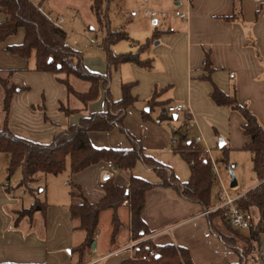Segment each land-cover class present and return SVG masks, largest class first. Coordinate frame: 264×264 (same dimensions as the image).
I'll use <instances>...</instances> for the list:
<instances>
[{"label": "crops", "instance_id": "0c3cea01", "mask_svg": "<svg viewBox=\"0 0 264 264\" xmlns=\"http://www.w3.org/2000/svg\"><path fill=\"white\" fill-rule=\"evenodd\" d=\"M45 1L40 0L37 4V0H31L50 21L60 26L59 22L64 17L59 14L54 22L52 11L42 8ZM70 1L78 8L83 5L85 9L82 8H87L93 15L91 0ZM123 7L125 9L120 14V20L131 10H137L139 17H149L148 25L144 24L140 28L143 37H137L139 40L158 33L141 53L142 59H151L149 68L123 63L113 68L111 73L110 91L114 100L121 97L122 83L134 82L131 94L135 102L127 108L123 124L141 143L144 152L169 166L180 181H185L190 175V168L173 151L176 145L170 143L169 124L176 127L178 141L181 136L187 139L201 138L199 143L208 150V155L212 149H221L218 138L229 148L228 156L233 150H242L249 141L241 126L242 116L227 106L215 104L210 93L216 86L226 94L235 95L264 127V0H123ZM176 11L187 13V18L176 15ZM75 13L79 27L84 29L89 26L90 20L85 19L87 15L84 12L81 14L80 8L75 9ZM5 17L0 11V22ZM23 36L24 30L19 28L15 35L0 42V69L14 70L12 82L28 87L17 91L10 103L8 126L14 134L45 143L82 116L106 111L102 89L97 99L84 108L76 96L69 94L65 86L57 82L54 73L32 72L34 62L31 67L29 61L4 50L5 46L20 44ZM100 50L101 45L94 50L91 45L85 49L83 62L87 70L105 72V55ZM134 50V47L131 49L126 46L113 48L114 53ZM206 53L211 63L209 72L204 67ZM88 87L89 84L83 91L74 89L85 92ZM154 90L160 92L156 98L159 104L150 109L148 100ZM70 95L78 100L73 107L69 106ZM60 102L77 111L66 115L59 110ZM178 103L186 104L189 112L166 110L168 105ZM42 104L45 115L38 107ZM1 110L3 122L2 107ZM162 112L166 115H161ZM89 138L95 147H130L127 136L117 128L107 132H91ZM131 175L150 182L159 181L156 173L139 161L129 172L119 169L113 172L108 162L99 161L69 174V180L79 187L81 195L77 189L73 191V188H67V182L64 181L59 189H48L47 186L41 198L37 195L44 191L39 183L40 177L32 186L38 188L35 196L46 202L45 212L37 211L31 219L24 217L18 223H14V211L27 207L16 208L18 195L10 190L9 185L0 184V264H89L94 260V264H121L123 259L132 257L135 249L133 243L137 240L131 236L127 202L117 209L116 230L110 209L99 214L93 244L82 254L74 248L84 241L86 234L79 228V220L71 218L69 212L70 205L81 203L83 198L88 202L100 200L104 195L100 183L104 179L111 178L115 184L126 185ZM258 184L259 181L251 188ZM22 189L30 196L29 207L34 196ZM219 192L212 198L213 205L218 203ZM208 212L199 204L184 199L172 188L155 186L145 192L140 217L149 233L139 239L148 237L157 245L175 244L184 247L194 264L238 263L246 250V244L236 238L239 253L227 246L219 233L231 235L230 231L221 218L209 219ZM102 217L108 220L102 222ZM248 219L254 223L258 221L257 207L249 208ZM210 221L216 232L211 230ZM92 246L96 251L92 250ZM260 254L264 256V234L260 237ZM261 258L252 259L253 264H264ZM244 262L248 264V255Z\"/></svg>", "mask_w": 264, "mask_h": 264}, {"label": "trees", "instance_id": "16d2710c", "mask_svg": "<svg viewBox=\"0 0 264 264\" xmlns=\"http://www.w3.org/2000/svg\"><path fill=\"white\" fill-rule=\"evenodd\" d=\"M107 1L91 0L90 5L99 31L103 32L101 48L105 54L106 70L103 73H98L87 70L82 53L67 44L66 32L50 21L31 0H0V11L6 15L5 19L0 22V42L15 35L19 28L24 30L23 41L20 44L5 46L6 52L18 55L25 61L33 55L34 71L54 73L57 82L64 85L69 94L76 96L84 108L89 102L97 99L101 89L104 91L107 105L106 111L89 113L82 116L77 122L67 125L53 135L49 142L41 143L20 137L9 128L8 114L13 95L17 91L28 89V87H21L12 82L14 70L0 69L4 113L0 127V153L7 152L9 154L6 169L7 179L17 168L20 169L21 179L18 186L23 187L34 196V201L29 207L14 211V223H18L24 217L31 219L37 211L45 212L46 202L40 201L35 196L38 188L33 187L32 184L47 174L57 175L67 168L70 173H77L99 161L110 162L116 169L129 172L139 161L146 168L153 170L159 178L158 182H150L131 175L129 183L126 185L115 184L111 178H106L100 183L104 193L100 200L88 202L83 198L81 203L71 204L70 216L79 220V228L83 229L86 234L84 241L74 248L81 254L93 242L98 217L102 211L106 209L112 211V223L116 230L118 226L117 209L123 201L129 205L130 232L133 240H138L148 234L149 230L141 220L140 214L144 204L145 192L155 186L176 190L184 199L199 204L204 211H209L216 205L212 204L211 194L215 175L210 160L200 156L205 151L201 144L196 143L194 139L181 136L177 145L174 146V153L178 154L190 168L188 179L180 181L169 166L145 153L141 143L125 129L123 120L126 110L135 102V97L131 94L134 82L122 83L121 97L114 100L110 91L112 70L123 63H134L142 68H149L151 59H142L141 53L147 49L158 33L155 32L142 43L130 39L124 25L117 28L110 26V22L104 13V4ZM124 39L129 40L135 50L114 53L112 46ZM210 65L209 55L206 53L204 67L208 72L211 70ZM70 76L88 82L87 91H76L70 82ZM206 77L208 78V75ZM159 94L160 92L153 91L148 100L150 109L159 104L156 101ZM210 97L215 104L227 106L242 116L243 132L249 137V141L243 145V150L249 152L252 171L261 180L258 185L250 188L236 199L237 207L247 219L251 206L257 207L259 211L257 222L254 223L248 219L247 233H242L231 226L226 221L222 210L217 209L208 212L209 219L221 217L223 224L230 231L231 235L219 233L227 246L239 253L236 238L246 243L247 249L241 254L240 261L233 263L245 264L244 260L247 255H251L256 249L260 252V237L264 234V181H262L264 179V127L258 122L247 105L241 104L235 95L226 94L218 87L213 86ZM38 107L45 115L44 106L39 105ZM33 108L37 107L33 106ZM59 110L66 115L77 111L66 107L62 102L59 103ZM161 115L166 114L162 112ZM113 128H117L127 136L130 142L129 148L116 149L92 145L89 138L91 132H107ZM221 150L223 155L221 161L227 165L229 148L223 145ZM69 184L80 192L77 185L71 182ZM71 194L74 195L73 192ZM210 227L213 232H216L211 221ZM134 248V255L123 259L121 264H194L189 251L175 244L157 245L147 239L134 245ZM150 249L154 250L155 255L149 260L141 259V256L147 254ZM259 256L262 257L264 263L263 254L259 253Z\"/></svg>", "mask_w": 264, "mask_h": 264}, {"label": "rangeland", "instance_id": "374dc122", "mask_svg": "<svg viewBox=\"0 0 264 264\" xmlns=\"http://www.w3.org/2000/svg\"><path fill=\"white\" fill-rule=\"evenodd\" d=\"M37 0V3L38 4ZM57 1V0H46L43 3V10L50 9L52 11L51 17L53 18V21L56 22L55 17L59 14L62 15L63 20L60 23L61 28L66 32V42L67 44L76 49L77 51L81 52L82 55L90 45L94 49H97L102 42V33L99 31V28L96 24V20L88 11V9L81 5L79 6L81 14L83 12L85 13L86 20H90L89 26H85L84 29L79 27V21L75 18V9H78V6L73 5L71 1ZM108 3L104 4V13L106 14L107 19L110 22V25L112 27H118L124 25V29L127 32L130 39L134 40L135 42H144L146 38H142L143 40H139L137 37H143V34H141V26L143 27L144 24L148 25L149 17H139V12L137 10H131L127 12V15L122 17V20H120L121 12L124 11L125 7H123V0H108ZM84 7V9L82 8ZM146 9H144V12ZM74 16L72 17V15ZM145 16V15H144ZM75 18V19H74ZM93 28V29H91ZM136 33V34H135ZM120 46H126L133 49V47L130 46V42L127 39L121 40L114 44L113 48L118 49ZM112 48V51H113ZM101 51V50H100ZM103 51V50H102ZM101 51V52H102ZM115 52V51H114ZM119 53V52H116ZM104 54V51H103ZM105 55V54H104ZM29 61V65L33 67L34 62V56L32 55ZM32 72H34V69L31 68ZM70 82L77 90H85L86 86L88 85V82L79 80L76 77L70 76ZM70 102L69 106L73 107V105L77 104L78 100L70 95ZM65 103V102H64ZM66 104V103H65ZM43 105V104H42ZM2 90L0 86V126L2 125ZM4 116V113H3ZM219 142V141H218ZM200 144V143H199ZM203 146V145H202ZM204 147V146H203ZM233 153H229L230 156H228V164L226 165L221 161L222 158V150L220 148L212 149V151L209 152V157L213 160L214 166L216 167V177L213 182L212 186V198H215L217 196V193L220 190H225L229 196H235L238 193H241L243 191H247L250 189L253 185H255L258 181L261 180L256 176V174L252 171L251 163H250V156L249 153L245 150H233ZM201 154V153H200ZM200 156L206 157V154H201ZM9 162V154L7 152H1L0 153V184L4 183L5 185L10 186V190L14 192V194L18 195L16 200L18 203L15 205L16 208L20 207H28V203L30 201V196L28 193L24 192L22 187H19L18 184L21 179V172L20 169H16L13 174L10 176L9 179H7V166ZM69 170L68 168L57 174H47L42 176L40 179V185L44 188L43 192H38L37 195H39L41 198H43L45 194V188L48 189L51 187L60 188L61 182H67L66 186L67 188L71 187L69 182L73 184L71 180H69ZM231 175L234 176L237 184L235 186H231ZM73 188V191L76 189ZM126 201L122 202L121 205H126ZM211 210V209H210ZM209 210V211H210ZM106 212H109L108 210ZM224 215V214H223ZM219 217V216H217ZM221 218V217H219ZM108 220L107 217H102V222H106ZM222 220V219H221ZM223 221V220H222ZM225 226V225H224ZM242 233H247V230L245 229H238ZM243 242V241H242ZM245 243V242H243ZM246 244V243H245ZM247 246V245H246ZM247 249V247H246ZM246 251V250H245ZM259 251L258 249L255 250L251 255H248V264H253L254 262L252 259H256L259 257Z\"/></svg>", "mask_w": 264, "mask_h": 264}, {"label": "built area", "instance_id": "2783aa9c", "mask_svg": "<svg viewBox=\"0 0 264 264\" xmlns=\"http://www.w3.org/2000/svg\"><path fill=\"white\" fill-rule=\"evenodd\" d=\"M176 15L180 16L181 18H187V13L185 12H180L176 11ZM151 14L155 15V12H151ZM166 110L168 112H189V108L186 104L183 103H178V104H172L168 105L166 107ZM169 133H170V143L174 146L177 145L178 139L176 138L175 131L176 127L174 125L169 124L167 126ZM196 143H199L201 141V138L196 137L194 139ZM206 154V158L210 160L211 165H212V171L213 174L216 177V167L214 166L213 160L209 157L208 155V150L205 149V151L202 154ZM109 167H111L113 172H116L117 169L112 165V163L108 162ZM264 181V179L262 180ZM238 196H229L225 190H221L218 194V203L211 208V210H217L220 209L222 210L226 221L233 226L236 229H245L247 230L249 228V220L245 216V214L239 210L236 204V199ZM175 237V236H174ZM148 237H144L142 239L137 240L133 244H137L141 241L147 240ZM131 244V246L133 245ZM92 250L96 251V248L92 246ZM155 255V252L153 249H150L147 254H144L141 256V259L143 260H149L152 256ZM96 263V260L90 262L89 264H94Z\"/></svg>", "mask_w": 264, "mask_h": 264}, {"label": "water", "instance_id": "95a60500", "mask_svg": "<svg viewBox=\"0 0 264 264\" xmlns=\"http://www.w3.org/2000/svg\"><path fill=\"white\" fill-rule=\"evenodd\" d=\"M218 141H219V143H218L219 147H222V145H223L224 142L222 141L221 138H218ZM236 183H237V182H236L234 176L231 175V183H230V185H231V186H235ZM92 244H93V243H92Z\"/></svg>", "mask_w": 264, "mask_h": 264}]
</instances>
